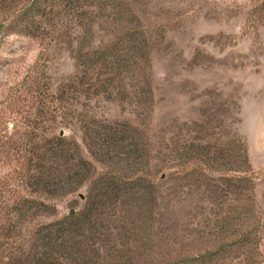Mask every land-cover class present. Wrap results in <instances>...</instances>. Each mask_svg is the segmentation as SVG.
<instances>
[{"label":"rangeland","instance_id":"rangeland-1","mask_svg":"<svg viewBox=\"0 0 264 264\" xmlns=\"http://www.w3.org/2000/svg\"><path fill=\"white\" fill-rule=\"evenodd\" d=\"M26 1L0 0V264L84 209L87 184L46 193L38 178L80 155L109 171L112 133L139 145L121 159L149 158L128 176L153 195L101 224L122 255L264 264V0H43L21 29L12 15ZM99 60L95 89L78 64Z\"/></svg>","mask_w":264,"mask_h":264},{"label":"trees","instance_id":"trees-1","mask_svg":"<svg viewBox=\"0 0 264 264\" xmlns=\"http://www.w3.org/2000/svg\"><path fill=\"white\" fill-rule=\"evenodd\" d=\"M42 1L27 0L23 8L12 15L13 23L20 25L21 29L28 28L40 15L42 7H45ZM5 27L4 23L0 24V32ZM142 44L143 42L140 43V46ZM99 53L104 56V53L99 51L97 54ZM118 62L117 57L112 58L113 64ZM78 65V68L87 69V73L84 74L90 77L88 83L94 82L91 84V88H99L102 82L99 77L95 78V76H98L104 62L99 60L93 66H88L86 62H80ZM79 78L80 76L77 74L73 84L77 83ZM114 94L117 93L113 92L112 95ZM83 131L86 134L88 129L84 130L83 128ZM121 140L119 142L116 134L112 133L104 147V155L107 159L102 161L109 165L111 163L110 170L107 172L93 171V163L80 155L78 158L71 157L69 169L64 173H57L55 176L43 175L38 178V181L46 187L44 188L46 193H51L48 189L54 187L57 194H72L87 184L88 192L83 196L86 204L84 209L76 215L70 214L45 226L43 228L46 230L44 235L37 240L26 256L20 258L17 264H140L141 259L133 263L128 260L127 256L121 254L120 249H117L121 244L115 242V234L111 231L112 229L105 235V237H111L112 240L104 239V235L100 231L101 224L104 222L108 224L107 229L112 228V222H115L114 219L117 215L116 207L119 208L126 201H137L142 197H148V202L153 199L151 184L144 185L145 182L139 179L133 186L132 183L136 179L132 177V174L128 176L132 164L136 165L141 162L149 165V158H136L134 152L135 148L139 149V145L134 143L132 137ZM73 143L77 145L75 142ZM123 147L130 149L131 152L134 151L133 154H125L126 158L121 159L117 155V151ZM123 160L129 164L117 169ZM110 206H113V212L107 218L105 217L106 209H109ZM135 215L128 213L127 217ZM145 232L139 230V235ZM107 241L110 242L107 243ZM187 261L193 264L204 263L202 258L198 257ZM167 264H171V262Z\"/></svg>","mask_w":264,"mask_h":264},{"label":"water","instance_id":"water-1","mask_svg":"<svg viewBox=\"0 0 264 264\" xmlns=\"http://www.w3.org/2000/svg\"><path fill=\"white\" fill-rule=\"evenodd\" d=\"M71 214H74V212H72Z\"/></svg>","mask_w":264,"mask_h":264}]
</instances>
